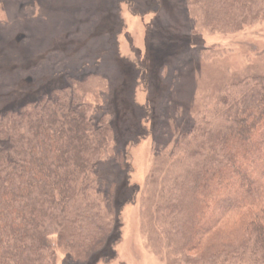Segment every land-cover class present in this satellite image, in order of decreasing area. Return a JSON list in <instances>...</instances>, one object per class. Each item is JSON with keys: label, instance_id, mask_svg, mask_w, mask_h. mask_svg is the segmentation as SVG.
Listing matches in <instances>:
<instances>
[{"label": "rangeland", "instance_id": "374dc122", "mask_svg": "<svg viewBox=\"0 0 264 264\" xmlns=\"http://www.w3.org/2000/svg\"><path fill=\"white\" fill-rule=\"evenodd\" d=\"M186 12L184 0H0V113L71 83L112 122L101 165L118 239L82 263L53 236L55 264H194L167 236L178 138L226 85L264 75V18L196 33Z\"/></svg>", "mask_w": 264, "mask_h": 264}, {"label": "trees", "instance_id": "16d2710c", "mask_svg": "<svg viewBox=\"0 0 264 264\" xmlns=\"http://www.w3.org/2000/svg\"><path fill=\"white\" fill-rule=\"evenodd\" d=\"M184 2L196 33L264 18V0ZM78 88L0 113V264H55L53 236L82 263L118 239L120 211L106 202L101 165L112 122L96 118ZM216 99L178 138L167 236L197 253L185 259L194 264H264V75L226 85Z\"/></svg>", "mask_w": 264, "mask_h": 264}]
</instances>
